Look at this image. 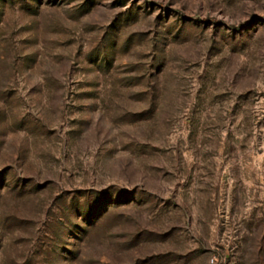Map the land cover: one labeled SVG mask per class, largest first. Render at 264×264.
Listing matches in <instances>:
<instances>
[{"label": "rangeland", "instance_id": "rangeland-1", "mask_svg": "<svg viewBox=\"0 0 264 264\" xmlns=\"http://www.w3.org/2000/svg\"><path fill=\"white\" fill-rule=\"evenodd\" d=\"M0 264H264V0H0Z\"/></svg>", "mask_w": 264, "mask_h": 264}]
</instances>
